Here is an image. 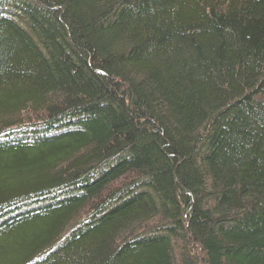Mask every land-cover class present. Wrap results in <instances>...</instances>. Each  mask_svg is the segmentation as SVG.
Masks as SVG:
<instances>
[{"label":"trees","instance_id":"obj_1","mask_svg":"<svg viewBox=\"0 0 264 264\" xmlns=\"http://www.w3.org/2000/svg\"><path fill=\"white\" fill-rule=\"evenodd\" d=\"M0 264H264V0H0Z\"/></svg>","mask_w":264,"mask_h":264}]
</instances>
